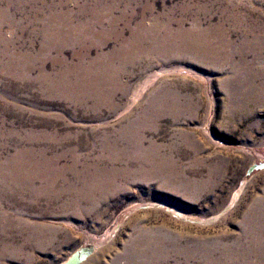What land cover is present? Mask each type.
<instances>
[{"label": "rangeland", "instance_id": "1", "mask_svg": "<svg viewBox=\"0 0 264 264\" xmlns=\"http://www.w3.org/2000/svg\"><path fill=\"white\" fill-rule=\"evenodd\" d=\"M43 1L0 0V264H264V0ZM110 4L43 51L35 15ZM123 46L104 105L50 85Z\"/></svg>", "mask_w": 264, "mask_h": 264}, {"label": "bare ground", "instance_id": "2", "mask_svg": "<svg viewBox=\"0 0 264 264\" xmlns=\"http://www.w3.org/2000/svg\"><path fill=\"white\" fill-rule=\"evenodd\" d=\"M41 1H43V0H41ZM111 8H112L111 4L107 8L104 5L99 6V7L98 6H91L84 11L87 14H83V16L77 21V23H74L71 20L72 19L71 18V16H72L71 10H63V12H61V13L52 12L46 18H39L37 15H35V18L33 20L34 24L37 26L35 34L40 35L43 38V44H42V46L41 45L40 46L42 47V49L44 51L46 49V47H48L50 45L52 46V44H54V43H57L56 46H58V47H60L63 43H66V42H69L71 44H79V43H81V42L83 43L85 41V39H81L82 36L95 34L96 31H98V32L100 31L101 33H106V34H115V33L122 31V29H124V27H127V26L130 27V24H125L123 27H119L118 23H117L118 18L116 17L118 15H116V16L113 15L112 11L110 10ZM124 11L120 13V15H121L120 17L123 16ZM100 14H102L103 16ZM128 15H130V14L128 13ZM105 17H107V21L110 22L107 25L103 24V22H102V18H105ZM124 22H126V21H124ZM142 27H143L142 22H141V20H139L134 25V28L133 27H131V28L134 29V31H143L144 29ZM130 32L132 33V31H130ZM102 37H104V36H102ZM94 46H96V45H94ZM61 47L63 48V46H61ZM130 47H132V46H130ZM124 50H125V48L123 46L122 50L111 51V52L106 53V54L98 53L97 56L90 61L86 60V57L80 58V56L79 57L74 56L75 61H73L72 65H74L78 69H82V71H80L79 74L77 73L75 75V78L78 81V84L72 85L70 83L71 81H69L67 79V77H64L65 76L64 74H63L64 76H62L61 72H59V73L57 72L58 74L55 75V78L51 81L50 85H57L62 81V83H64L66 91L75 92V95L71 94V97H90L92 99L91 106L98 107L99 105L107 102L110 99L109 92H107L104 85H106L110 81L117 80V75L120 72V68L111 64V62L114 60L113 58L116 55H118V59L122 58V56L125 55L124 52H122ZM75 51H76V49H75ZM81 54H82V51H81ZM28 58L29 57H25V59L22 61V63H20V62L13 63L10 67L11 72L12 73L17 72V70L25 71L26 66L30 64V63L28 64ZM60 59H62V58H60ZM52 62H54V61H52ZM60 64H61V62H60ZM54 65H56V64H54ZM109 65H112V66H109ZM29 67H28V69H29ZM42 77L48 78V76H45V75H43ZM41 79H43V78H41ZM84 81H85V84H82ZM80 91L82 92V94L78 95L77 93ZM36 156L38 157L39 160L45 159L43 154L40 152L38 154H36ZM26 158L27 159H33V157L29 156V154L26 155ZM123 160H125V159H123ZM33 166H34V164H33ZM64 167H66V166H64ZM31 168H33V167H31ZM46 171H49V170H46ZM3 174H4V172H3ZM80 263H78V264H80Z\"/></svg>", "mask_w": 264, "mask_h": 264}, {"label": "water", "instance_id": "3", "mask_svg": "<svg viewBox=\"0 0 264 264\" xmlns=\"http://www.w3.org/2000/svg\"><path fill=\"white\" fill-rule=\"evenodd\" d=\"M260 170L264 169V161L253 163L248 172L250 173L252 170ZM94 249L92 247H81L78 250H75L67 259L64 261V264H78L81 261L85 260L90 254H92Z\"/></svg>", "mask_w": 264, "mask_h": 264}]
</instances>
